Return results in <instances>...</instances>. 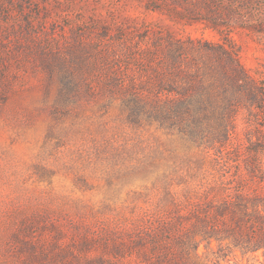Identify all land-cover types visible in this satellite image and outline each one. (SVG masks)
<instances>
[{"label": "rangeland", "instance_id": "374dc122", "mask_svg": "<svg viewBox=\"0 0 264 264\" xmlns=\"http://www.w3.org/2000/svg\"><path fill=\"white\" fill-rule=\"evenodd\" d=\"M168 37L229 41L264 88V0H0V264H54L29 261L31 247L53 245L68 264H101L107 251L84 247V234L133 233L240 179L264 194V107L242 110L228 143L208 148L128 124L120 91H103V79L136 66L124 41L141 54ZM198 253L264 264V250L202 242Z\"/></svg>", "mask_w": 264, "mask_h": 264}, {"label": "trees", "instance_id": "16d2710c", "mask_svg": "<svg viewBox=\"0 0 264 264\" xmlns=\"http://www.w3.org/2000/svg\"><path fill=\"white\" fill-rule=\"evenodd\" d=\"M211 23L214 28L221 26L215 19ZM141 50L138 54L124 41L122 55L135 68L127 78L123 70L101 81L104 92L120 91V113L130 125L156 124L202 146L222 147L242 110L253 113L264 107V88L239 61L229 41L168 37ZM120 65L125 69V63ZM259 166V162L254 165ZM82 241L84 247L97 242L104 247L107 253L101 255V264H209L198 253L202 242L213 253L264 250V194L240 179L224 197L192 203L185 212L165 214L133 233L84 234ZM30 250L32 263L44 256L54 264H68V253L56 245L37 256L36 247Z\"/></svg>", "mask_w": 264, "mask_h": 264}]
</instances>
